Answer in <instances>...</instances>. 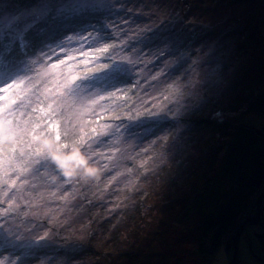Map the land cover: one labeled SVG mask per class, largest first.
<instances>
[{
    "label": "rangeland",
    "instance_id": "obj_1",
    "mask_svg": "<svg viewBox=\"0 0 264 264\" xmlns=\"http://www.w3.org/2000/svg\"><path fill=\"white\" fill-rule=\"evenodd\" d=\"M60 1L0 0V47H3L0 89L22 79L21 88L8 93L14 99L18 115L22 113L21 120L42 115L35 108L44 107L47 100L68 127H83L85 132L95 136V142L89 141V151L100 152L101 147L107 151V159L99 162L107 165L101 175L108 185L103 186L106 195L98 196L101 204L97 206L92 200L96 201L95 189L81 190L82 193L93 191L92 199L90 194L87 197L77 195L79 184L72 190L60 184L62 178L54 182L55 173L43 160L31 166L35 158L24 157L10 160L6 165L0 158V177L16 180L17 186L25 183L21 192L12 188L9 197L2 194L7 190L6 185L0 189V236L16 239L24 248L31 245L41 254L54 246H68L73 238L76 241L83 238L77 230L84 229L91 221L109 222L113 230L126 228L130 213L144 197H151L146 203L141 201L150 211L162 195L163 200L174 198L176 204L184 202L185 195L189 198L188 195L194 194L195 185H191V180L210 176V165L215 168L220 165V156L213 164L215 154L207 150L208 144L205 145L211 132L206 129L207 125L198 124L197 118L206 120L208 116L227 125L240 117L243 108L231 106L226 100L234 88L245 97L253 95L248 94L253 93V88L264 90V0H209L208 4L203 0H184L176 12L173 8L176 0H62L70 1L65 7L79 11L55 10L67 3ZM186 1L190 4H184ZM58 16L61 22L81 19L82 22L75 23L67 33L64 29L69 24H64L60 36L54 39L51 34L28 37L34 34L27 31L29 25L37 32L35 27L39 21L44 18L54 21ZM121 18L129 19L135 29L149 27L151 30L137 41L129 40L136 32L128 31V25L121 23ZM117 29L119 35L115 34ZM122 41H128L127 47ZM105 43L118 47L98 60L85 57L84 53H91L95 46ZM52 49L55 52L51 59L46 58L45 54ZM73 54L78 56L69 59ZM107 57H115L117 61L112 62ZM122 57H128V62H121ZM86 58L89 60L87 68L104 63L110 67L93 74L87 81H78L79 88L68 92L63 88L65 78L85 71ZM59 59L66 64L49 72L47 69L59 63ZM232 60L233 65L226 66ZM110 92H116V96L110 97ZM94 93L93 98L98 103L90 108L99 107L98 98L105 97L108 113L112 114L110 121L90 123L88 119H94L87 111L90 108L84 113L76 112L84 107L80 104L83 98ZM217 97L224 101L210 105L209 99ZM55 101H59V105ZM105 103L101 107L107 105ZM196 105H200V109H194ZM204 108L205 112H198ZM243 122L260 128L264 125V115L250 113ZM105 125H111L107 135L92 132L93 128L99 131ZM157 126L169 127L158 132ZM171 130V139H167ZM223 142L225 145L227 139ZM197 143L196 152H192V148L189 150L188 146ZM67 165L71 167L70 163ZM5 168L8 169L7 177L4 176ZM186 182H189L188 188L183 185ZM86 187L89 186L86 184ZM263 192L264 186L256 201ZM21 193L27 197H21ZM36 193L39 197L34 198ZM260 200L239 223L232 237L211 257V264H264V197ZM10 204L13 207L9 211ZM45 215L49 217L50 228L58 230L59 235L34 234L38 219ZM98 240L103 248L111 251L102 236ZM94 250L99 252L100 247L88 249L86 260H93ZM45 255L36 259L37 264L41 261L43 264H85L78 259L70 260L67 255ZM112 256L103 263L116 264L113 253Z\"/></svg>",
    "mask_w": 264,
    "mask_h": 264
},
{
    "label": "trees",
    "instance_id": "obj_2",
    "mask_svg": "<svg viewBox=\"0 0 264 264\" xmlns=\"http://www.w3.org/2000/svg\"><path fill=\"white\" fill-rule=\"evenodd\" d=\"M181 1L184 0H176V5L173 7L175 12L176 9L178 11ZM203 1L206 4L209 3V0ZM60 2H63V4L65 2L67 3L62 8H56L55 10L71 9L79 11L73 9L71 6L65 7L66 4L70 5L68 1L61 0ZM185 3L190 4L189 1ZM48 19L44 18V20L36 24L35 29L38 28L37 32L31 30L32 28L30 26L27 31L34 34L28 37L33 38V36L49 34L52 35V39L59 37L60 28L68 22H61L59 16L54 21H47ZM78 22H82V19L68 23L69 26L65 27L64 31L67 33L68 29L76 25L75 23L78 24ZM258 28L260 29L261 27L259 26ZM2 49L3 47H0V54L3 52ZM235 57L238 58V55ZM241 64L240 61V68ZM232 65L233 60L226 66L231 67ZM252 92L248 93L253 94L252 96L247 95L245 97L238 94L236 88L232 90V94L226 100H229L231 106L237 105L243 108L240 112V117L232 122L226 123L227 125L220 124L217 122L218 120L215 121L209 117L206 120L197 118L198 124L207 125L208 128L206 129H209L211 132L207 136L208 142L203 143L205 145L208 144L207 150L209 149L211 153L215 154L212 161L213 164L217 162L220 156V165L217 168L210 165V171L212 172L210 176H204L201 180H191V185H195V189L193 190V195H188L190 199L185 198V195V201L178 202L180 204L178 206L174 198L163 200L161 198L162 195L156 205H153V208L151 207L152 209L150 211V208H146L143 202L146 203L151 197H144L141 200L143 202L139 200L136 207L130 213L126 228L113 230L109 222L101 224L91 221L84 229L79 228L77 230L78 233L81 232L83 234V238L77 241L73 238V241L68 246L64 245L62 248L54 246L43 254L34 251L31 245L25 247L26 254L22 258L25 264H37L36 259L41 258L43 255L46 256L45 254L47 253L60 256L67 255L68 259H78L83 263L85 262V264H104V260L108 257H113L112 253L116 257V264H176L181 262L182 259H185L187 264H211V257L215 255L221 245L226 243L229 237H232L239 223H241L249 211H252L256 203L258 204L259 200L256 201V197L259 195L260 189L264 186V125L256 128L252 124L243 122V118L247 114L264 115V90L253 88ZM99 100V107L94 109V106L87 110L90 114L89 116L94 118L88 119L90 123H94L95 121L103 123L105 119L106 121H110L112 118V114L108 113L110 109L108 108L107 102L105 103V99L103 101L102 99ZM209 100L210 105H213L212 103L215 101H219V104L224 101L219 97ZM45 101L47 102V100ZM104 103L107 105L101 107ZM199 106H194V109H200ZM201 110H198V112H205V108ZM165 127L169 126H157L156 130L162 132ZM224 131L227 132V135L224 134ZM172 133L173 130H171L170 134H167V139H171ZM224 139H227L225 145L223 142ZM197 147H199V143L192 147L188 146L189 150L190 148L193 149L192 152H196L195 148ZM189 150L186 149V151ZM100 152L104 155L99 158V161L106 160L108 157L107 151L101 147ZM93 153H97V151ZM179 159H182V156ZM67 164L66 162V167L68 166ZM70 166L72 165L70 164ZM163 168L166 169L165 166ZM106 180L104 175L100 174L99 178L95 180L74 181L65 184L60 181V184L69 186L72 190L75 189V186L78 187L79 184L78 189L80 193L77 195L87 197L90 194L91 199V194L95 189L97 195L96 201L94 198L92 200L95 205L100 206L101 202L98 196L100 194L106 195V190L103 188L104 185H108ZM22 184L24 185L17 186L13 191L21 192L25 187V183ZM86 184L89 187H86ZM0 185L1 189L3 187V181L0 182ZM183 185L188 188L189 182ZM86 188L93 189V191L82 193L81 190L85 191ZM21 194V197H27V195L24 196L23 193ZM37 197H39L38 193L35 194L34 198ZM23 202L26 205V201ZM105 204L108 206L110 203L107 201ZM138 204L139 207H137ZM50 226L51 223L47 215L40 217L34 228V234L43 235L47 232L54 235L60 234L58 230H54ZM104 234L105 236L103 237ZM101 236L104 242L109 244L112 252L103 248V243L98 240ZM36 241L33 240V242ZM86 243L88 244L85 246ZM96 245L100 247V251L97 252L94 250L92 253L95 254L93 260H86L88 249L92 250L96 248ZM185 247L189 250L187 251ZM187 252L189 254H186ZM188 255L189 258H186L185 256ZM185 260L182 264H186Z\"/></svg>",
    "mask_w": 264,
    "mask_h": 264
},
{
    "label": "clouds",
    "instance_id": "obj_3",
    "mask_svg": "<svg viewBox=\"0 0 264 264\" xmlns=\"http://www.w3.org/2000/svg\"><path fill=\"white\" fill-rule=\"evenodd\" d=\"M78 88L79 85L69 87L68 92H74ZM94 95L95 93L83 98L80 104L84 107L76 109V112L84 113L91 105L97 104L98 100L93 98ZM102 98L103 96L99 97ZM13 101L8 94L0 95V158L9 162L24 157H38L54 171V182L58 178H62L65 183L99 178L107 165L99 162V158L104 155L102 152L89 151V141L95 142V136L86 134L83 127H68L67 123L57 117V110L47 119L42 114L21 120L22 113L18 115ZM108 128L111 125H105L93 133L107 135ZM66 162L72 166L66 167Z\"/></svg>",
    "mask_w": 264,
    "mask_h": 264
},
{
    "label": "snow or ice",
    "instance_id": "obj_4",
    "mask_svg": "<svg viewBox=\"0 0 264 264\" xmlns=\"http://www.w3.org/2000/svg\"><path fill=\"white\" fill-rule=\"evenodd\" d=\"M127 11H131V10L127 9ZM121 23L128 25V31H135L136 32L135 37L129 36V40L135 39L137 41V40L141 39L144 36V34H146L147 32H149L151 30V28H149V27H142L139 29H135V28H133L132 22L129 19L121 18ZM30 26L31 25H29V27ZM119 32H120V30L117 29L115 34L119 35ZM125 35H128L127 31L125 32ZM87 39H88V37H87ZM93 39H95V37H93ZM122 43H123L124 47H127L128 41H122ZM117 47H118L117 44L105 43V44H101L99 46H95L91 53H84V55H85V57H91L92 60H98L103 54L109 53L111 49H115ZM138 51L139 50L137 49V52ZM161 51H163V50H161ZM53 52H55V49H52L48 53H46L45 57L48 59H51ZM69 59H74V57L70 56ZM107 59H110L112 62L117 61L115 57H107ZM121 62H128V57H122ZM33 63H35V61H33ZM88 63H89V60L86 58L84 61L85 68H86L85 71L78 72L76 74L71 75L70 79L65 78V82L63 84L64 89H69V87L79 85L80 83H78V81L79 82L87 81V80L91 79L93 74L102 73L103 71H105V69L110 67L109 64L104 63V64H100L98 66L87 68ZM132 63L134 64L135 61H132ZM65 64H66L65 60L59 59V63L51 64L50 68H48L47 70L49 72H55L57 69H59L61 67V65H65ZM23 83H24V81L22 79H20L17 82L9 85L8 87L0 89V93L8 94L13 89H20L21 85ZM58 88H59V85H58ZM60 95L63 96L64 94L61 92ZM109 96L115 97L116 92H110ZM104 98L105 97H103L102 99H104ZM46 99H47V97H46ZM40 103L43 104L44 101H41ZM55 103H57L59 105L60 102L55 101ZM96 103H98V101H96ZM35 111L42 113L44 115V117L47 119L56 112V108H54L52 106V103H49V104H47L46 107H39V105H38L35 108ZM96 131H97L96 128L92 129V132H96ZM86 134H88V133L86 132ZM38 162H39V158L37 157L31 161V164L35 165V164H38ZM4 164L8 165V162L4 161ZM13 170H15V169H13ZM4 176L5 177L8 176V169L7 168L4 169ZM0 179H2L3 184L7 186V190H4L2 194L4 197H9V191H11L12 188L17 187L16 180L9 181L8 179H3L2 177H0ZM13 204H14V200H13ZM13 204L9 205V211L12 209ZM21 245H22V243H18L16 239L9 238L8 236H0V264H25V262L23 261L22 258L26 254V251H25V248L22 247Z\"/></svg>",
    "mask_w": 264,
    "mask_h": 264
},
{
    "label": "bare ground",
    "instance_id": "obj_5",
    "mask_svg": "<svg viewBox=\"0 0 264 264\" xmlns=\"http://www.w3.org/2000/svg\"><path fill=\"white\" fill-rule=\"evenodd\" d=\"M77 56H78V55L73 54V57H77ZM10 62H11V64H10V67H11L13 63H12V61H10ZM48 103H49V102H46L45 105H47ZM45 105H44V106H45ZM207 117H208V116H207ZM258 204H259V203H258Z\"/></svg>",
    "mask_w": 264,
    "mask_h": 264
},
{
    "label": "water",
    "instance_id": "obj_6",
    "mask_svg": "<svg viewBox=\"0 0 264 264\" xmlns=\"http://www.w3.org/2000/svg\"><path fill=\"white\" fill-rule=\"evenodd\" d=\"M264 197V192L262 193V195L260 196V199H262ZM259 199L258 202H260L261 200Z\"/></svg>",
    "mask_w": 264,
    "mask_h": 264
}]
</instances>
